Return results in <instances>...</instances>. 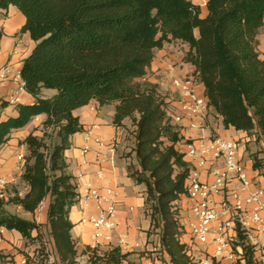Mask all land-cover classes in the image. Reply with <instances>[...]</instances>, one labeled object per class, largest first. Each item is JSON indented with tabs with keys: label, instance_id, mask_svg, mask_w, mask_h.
<instances>
[{
	"label": "trees",
	"instance_id": "trees-1",
	"mask_svg": "<svg viewBox=\"0 0 264 264\" xmlns=\"http://www.w3.org/2000/svg\"><path fill=\"white\" fill-rule=\"evenodd\" d=\"M10 5L24 14L21 31L35 41L21 66L25 89L35 100L18 103L15 115L0 118V147L15 131L46 117L42 128L20 140L27 148L22 179L29 190L0 197V226L44 244L43 224L8 211L6 204L34 212L48 199L47 224L58 263L80 264L70 219L79 191L66 150L71 137L84 128L74 111L96 100L115 104L116 126L124 127L126 119L134 126L136 162L128 164V174L146 186L145 207L152 222L148 234L159 230L160 245L172 263L191 264L180 239L177 207L191 164L177 147L183 135L158 84L146 78L147 68L166 43L187 44L183 61L195 67L208 112L220 115L225 127L264 141V58L258 49L264 0H206L205 15L194 0H0V8ZM3 34L0 30V38ZM43 89L54 92L42 95ZM7 104L1 102L0 109ZM250 159L264 176V150L252 152ZM33 230L38 231L35 236ZM247 241L239 229L236 244L243 247L244 264H255L254 245ZM130 254L119 246L92 250L89 264H122ZM8 257L15 262L12 254L0 250V264Z\"/></svg>",
	"mask_w": 264,
	"mask_h": 264
},
{
	"label": "crops",
	"instance_id": "crops-1",
	"mask_svg": "<svg viewBox=\"0 0 264 264\" xmlns=\"http://www.w3.org/2000/svg\"><path fill=\"white\" fill-rule=\"evenodd\" d=\"M25 23L24 14L15 6L10 5L7 9L0 8V30L4 32L0 38V78L3 83L0 84V104L5 101L7 95L16 90V84L13 82V75L16 69H21L23 59L31 52L35 45V41L30 37L28 32H22V26ZM259 45L258 49L261 56L264 58V26L261 27L258 34ZM16 51V52H15ZM183 55L178 51H174L171 45H164L156 52L151 65L147 68V77L150 81L157 83L158 86L165 84V90L169 92L171 89L169 70L170 64H175L177 67L176 73L185 74L193 73L195 67L183 61ZM199 91L204 93L203 85ZM54 90L43 89L42 95H51ZM178 94L176 97H170L169 107L174 113H179ZM35 100V97L26 90L20 93V101L14 104L8 103L0 109V118H6L17 113L18 103H30ZM115 104L99 105L96 100H92L89 104L77 108L74 113L80 117L84 126L83 130L75 133L71 137V147L66 150V158L69 163V169L74 175V181L78 186L80 193L84 192L88 185L114 188L116 198L118 200V225L114 233L115 243H119L121 236H125L129 242V246L124 248V251H129L131 254L128 260L122 264H174L170 261L168 254L160 245L159 233L148 234L151 229L152 222L145 207L146 186L143 183H138L128 174V164L135 163V157L131 151V145L126 141L125 128L118 127L113 123V115ZM45 115L38 116L27 126L15 131L12 139L2 147H0V177H4L7 183L14 181L15 174H20V186L23 172V159L18 160L19 154H26L27 148L25 144L20 143L19 139H24L35 127H37L44 119ZM188 119L181 123L180 132L183 139L177 143V147L184 151L186 142L192 141L195 138L219 135L229 139H240L241 141H249L250 136L241 130H236L234 127H225L222 117L218 114L209 113L204 120H201L199 127H190ZM215 121V123H214ZM36 133H40L36 131ZM90 133L92 136H101L107 141L115 140L117 147L115 149V165L110 163L100 164L97 159L98 151L110 154L109 150L100 147L94 140L89 142L91 150L84 157L82 147L86 142V135ZM84 158L86 162H84ZM187 161L191 158L184 157ZM249 174L256 177L258 183L264 187V176L259 174L257 170L252 168V160L250 157L246 161ZM102 167L105 176L98 179L96 171ZM202 178L206 179L207 175L202 174ZM27 183V182H26ZM14 184V183H13ZM6 184V192L7 186ZM29 190L27 183L24 189L20 187V194L23 195ZM180 207L186 209L188 200L185 197L180 199ZM20 216L36 220L43 224V229L47 225V206L48 199H45L39 207L34 211H26L21 205ZM84 202L78 201L70 210V219L73 222L72 235L77 242L78 261L80 264H89L87 257V246L91 244V234L93 228L90 223L82 221L84 215L94 210V202L89 201L87 209H83ZM30 215V218L28 217ZM37 230H33L32 235L35 236ZM54 245L53 238L49 237ZM253 242H261L264 240L263 234L253 235ZM25 245L23 235L16 230L0 229V249L14 255L16 264H21L23 254L14 251L15 247ZM55 247V246H54ZM106 250V247H102ZM199 249L203 248L198 246ZM55 249V248H54ZM208 254L213 251V246L207 247ZM29 250V247H26ZM31 253V252H29ZM227 254V253H226ZM55 258L56 250H55ZM203 254L200 253V259L195 264H205L203 262ZM202 259V260H201ZM214 264H237L234 258L227 255L219 256L213 259ZM58 263V259H57ZM60 264V263H58Z\"/></svg>",
	"mask_w": 264,
	"mask_h": 264
},
{
	"label": "built area",
	"instance_id": "built-area-1",
	"mask_svg": "<svg viewBox=\"0 0 264 264\" xmlns=\"http://www.w3.org/2000/svg\"><path fill=\"white\" fill-rule=\"evenodd\" d=\"M12 79L16 84V90L5 99L10 104L19 102L20 93L26 90L21 69L14 71ZM2 83L3 80L0 78V84ZM170 84L169 92L166 91L162 95L159 91V94L167 103V111L172 122L181 129V123L188 119L190 127H199L200 121L208 114V106L207 98L199 91L202 84L196 75L174 74L170 78ZM176 94L179 96V113H174L169 107V98H175ZM91 140L110 152L106 154L98 151V162L115 165L116 141H107L101 136H92L88 133L82 147L84 157L91 150L89 144ZM238 145L234 139L219 135L199 137L186 142L183 152L186 157L191 158V168L183 197L187 198L188 205L186 209L179 207L178 220L180 239L185 243L187 252L192 258L191 264L199 261L200 253L203 254L205 264H214V258L225 255L234 258L237 264H244L243 247L236 244L239 229L248 236L246 243L254 245V263L264 264V240L261 242L251 240L253 235H264V187L258 183L256 177L249 174ZM23 158L24 154L18 155L19 161ZM84 162H86L85 158ZM203 173L207 175L206 179L202 178ZM96 176L98 179L105 176L102 167L96 171ZM6 183V179L0 177V197L8 199L15 193L6 192ZM78 201L84 202L83 209H87L89 201L94 202V210L86 213L82 218V221L90 223L93 228L90 249L87 251L88 260L92 250L101 253L102 247H106L107 250L119 246L124 251V248L129 246L125 236H121L119 243H115L114 240L118 225L119 203L114 188L88 185L84 192H79ZM3 228L5 227L0 226L1 230ZM49 241L43 239L45 246L50 248V251L48 248L46 264H56L55 249L53 250L55 247ZM209 245L213 246L211 254H208ZM198 246L203 248L199 249ZM26 253L32 256V253ZM27 262L28 257L24 253L21 264Z\"/></svg>",
	"mask_w": 264,
	"mask_h": 264
},
{
	"label": "rangeland",
	"instance_id": "rangeland-1",
	"mask_svg": "<svg viewBox=\"0 0 264 264\" xmlns=\"http://www.w3.org/2000/svg\"><path fill=\"white\" fill-rule=\"evenodd\" d=\"M194 2L199 3L201 5V7H202V15H205V13H206V6H205L206 0H194ZM166 45L167 46L171 45L172 48L174 49V51H178L181 54H185V52L188 50V45L183 43V42H181V41H179V40H173L171 42L166 43ZM169 70L171 72L170 78H171L172 75L178 74V73H176L177 67H176L175 64H170L169 65ZM188 74H191V73L188 72V73L179 74V75H188ZM146 78H148L147 75H146ZM164 87H165V84L159 86V91H160V93L162 95L166 92ZM124 122H125L124 123L125 124L124 125L125 138H126V141L129 143V145H131L130 146L131 147V151L128 152V153L131 154L132 153V147L134 145L133 134H132L133 130H134V126H133L132 121L130 119H126ZM214 123H215V121H214ZM38 126H39V128H42L41 124H39ZM235 141H237L238 144H239L238 145L239 152H240V155L242 156V159H243V161L245 163H246L247 159L250 157V154L252 152H261L262 150H264V141H262V140L257 141V140L254 139V137H251V136H250V140L249 141H245V142L241 141V138L237 139ZM18 147H20V139L18 141ZM116 147H117V142H116L115 149H116ZM114 154H115V150H114ZM115 158H116V155H115ZM14 177L16 178L14 181L6 183V184H10V185L7 186V190H8V192H14V193L18 192L20 194V187H21V189H24V187L26 186L27 183L25 181H23V182H21V186H20V174L17 173V174H15ZM5 188H6V185H5ZM180 205H181L180 202H178L177 203V207H180ZM6 209L8 211H10L12 213H15V214L20 216V208L17 206V204L12 203V202H8L6 204ZM28 217L30 218V215H28ZM43 228H41L42 240L45 239L48 242L50 240L49 239V237H50L49 226H48V228L47 227L45 229H43ZM157 231L158 230H156L155 233ZM24 240H25V245H23L22 247H17L16 246L14 251L19 253V254H24L26 252H31L32 253V256H31L32 264H39L38 262L40 260H43V262L45 263L49 247L45 246V244H40L39 241L34 240V239L29 240V239H26L24 237ZM26 247H29L28 251L26 250ZM53 250H54V248H53ZM49 251H50V248H49ZM51 252H52V250H51ZM4 264H16V263L14 261H12L11 258L8 257V258H6L4 260ZM56 264H58V263H56Z\"/></svg>",
	"mask_w": 264,
	"mask_h": 264
}]
</instances>
